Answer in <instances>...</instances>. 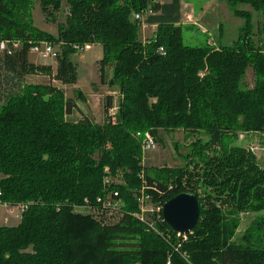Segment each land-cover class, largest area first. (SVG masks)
<instances>
[{
  "label": "trees",
  "instance_id": "1",
  "mask_svg": "<svg viewBox=\"0 0 264 264\" xmlns=\"http://www.w3.org/2000/svg\"><path fill=\"white\" fill-rule=\"evenodd\" d=\"M225 1L244 25L236 41L217 48L185 45L172 24L140 41L134 16L160 9L150 0H0V42L21 44L0 53V205L28 206L19 225L0 227V264H264V219L238 236L242 214L264 212V167L235 145L242 132L264 138V50L254 43L253 15L239 9L264 14V0ZM37 3L52 23L67 5L57 37L35 26ZM43 44L59 48L56 75L28 60ZM86 45L102 46L101 83L120 92L116 116L107 98L104 124L71 121L80 111L75 100L25 82L45 75L76 85L73 56ZM249 68L255 84L244 90ZM161 131L202 136L184 167L143 166L139 134L158 141ZM144 185L162 205L196 196L195 229L179 236L165 222L160 233L142 225L135 214Z\"/></svg>",
  "mask_w": 264,
  "mask_h": 264
},
{
  "label": "rangeland",
  "instance_id": "2",
  "mask_svg": "<svg viewBox=\"0 0 264 264\" xmlns=\"http://www.w3.org/2000/svg\"><path fill=\"white\" fill-rule=\"evenodd\" d=\"M210 1L211 0H196V9L199 10L200 7L202 8V6ZM239 9L250 12L253 15L254 43L256 47H261L264 50V14L255 12L250 6L241 5L239 6ZM67 16L68 7L66 4H64L62 10L57 14V23L48 21L46 15L42 12L39 3H37L33 9V19L35 26L38 29L56 37L58 36V25L64 24L66 22ZM224 19L226 33L222 42L225 45H230L238 39L239 31L244 25V20L235 17L231 9L227 12V17L225 16ZM182 31L183 42L185 45L191 47H201L206 45V38L198 33L199 31L197 28L195 29V31H193L184 27L182 28ZM217 35L214 36L216 42L219 41ZM195 36H199L200 42H193V38ZM54 51L59 52V48L55 47ZM93 53H95L94 56L92 55ZM28 60L31 64H34L36 66L51 67L54 75H56L57 73V58H44L42 55H40V53L30 52L28 55ZM73 60L77 66L78 76L80 75V83L77 82V84L74 86H66L59 81L53 82V77H50V81H48V79H38L34 77L32 78L33 81L29 80V82H34L35 84H48L46 86L53 85L59 89H62L65 92L67 99L75 100L80 111L75 110L73 112L72 116L69 118L71 121H79L87 117L96 124H104V110L107 103V98L109 96H112L114 98V106L117 107L119 104L120 92L118 89H111L109 86L103 85L101 83L100 65L99 62L97 63V48L87 53H80L77 51L73 56ZM106 71L108 77H111V68H107ZM34 76L44 77L45 75ZM254 84V71L252 68H249L243 80L242 87L244 90H249L254 87ZM77 92H81L85 96V100L76 98L75 95ZM157 136L158 141H156V148L152 151H147L146 153L143 152V166H145V168L147 169H150V172H155L156 169H179L184 167L187 164V161L184 159V157L187 155L191 144L202 137L199 135L189 136L186 135L183 131H161ZM207 139L208 138L205 137L204 141L206 142ZM235 145L243 147L250 154L254 155L258 162L264 167V138L260 139V136L254 133L242 132L239 133L236 137ZM177 146L179 147L178 150L176 149ZM252 148L257 150L252 151ZM7 213L8 211L6 209L5 211L0 209V216L8 219L7 224L2 223L0 224V226L6 225L9 227H16L17 225H19L21 221L19 213L18 215H10L9 213ZM114 215L115 217L120 216V214L117 212H114ZM257 219H259V221L261 222L262 219H264V212L260 214H242L238 236L241 237L244 232L250 227L251 223ZM261 248H264V243L262 244Z\"/></svg>",
  "mask_w": 264,
  "mask_h": 264
},
{
  "label": "crops",
  "instance_id": "3",
  "mask_svg": "<svg viewBox=\"0 0 264 264\" xmlns=\"http://www.w3.org/2000/svg\"><path fill=\"white\" fill-rule=\"evenodd\" d=\"M152 4L159 6V11H155L154 15L147 16L144 18L143 24L139 33V40L146 42L152 39L157 32V29L162 24H172L180 26L181 28L186 27L189 30L195 31L198 29V33L206 38V44L210 46L220 48L226 46L222 41L226 33L225 19L227 12L230 10L229 5L225 0H211L199 10L196 9V0H150ZM200 6V5H199ZM218 34V35H217ZM218 36L219 41H215L214 36ZM199 36L193 38V42L199 41ZM200 42V41H199ZM231 45V44H230ZM97 48V63L103 58V48L101 45H94L84 53L92 51ZM96 53V52H95ZM95 53L92 55L94 56ZM48 79L46 76H34L28 75L25 78V82L31 85H48L44 83L29 82L32 78ZM53 82H56L53 80ZM78 82L80 83V75ZM261 139V137H260ZM0 209L4 210L2 207ZM8 214V213H7ZM8 219L0 216V224H7ZM1 225L0 227H3ZM6 226V225H5Z\"/></svg>",
  "mask_w": 264,
  "mask_h": 264
},
{
  "label": "built area",
  "instance_id": "4",
  "mask_svg": "<svg viewBox=\"0 0 264 264\" xmlns=\"http://www.w3.org/2000/svg\"><path fill=\"white\" fill-rule=\"evenodd\" d=\"M155 11L153 10L152 7L147 8L144 10L142 13L137 14L134 16V19L138 22L141 23V26L143 24L144 18L147 16L154 15ZM21 46L20 43H12L10 44L9 42H0V53L4 54L7 53L8 55H11L14 50H17ZM91 46H84L83 48H76L78 52L84 53L85 51L89 50ZM32 53H40L44 58H57V53L54 51V47H52L49 44H43L40 47H35L31 49ZM160 52L162 54L164 53V50L161 49ZM118 111V107L114 106L109 114L110 116H116ZM139 137L142 139V148L143 152L146 153L147 151H152L156 148V140L153 137L151 133H146L144 135L139 134ZM257 149L252 148V151H256ZM143 182L145 183L144 177ZM143 186L142 190L139 193L138 197V202H139V208L138 212L135 214L136 219L144 225L149 231L159 233V225L164 221L163 218V208L164 205L160 203H156L146 192V186ZM116 194L115 196H117ZM112 202H108L106 204V207L113 208ZM120 203L116 204L115 207H119ZM0 207L6 209L10 215H20V218L22 214L28 209L27 205L21 204V205H16V206H10L7 204L0 205ZM114 207V208H115ZM79 211H87L89 210V207L83 208V209H78ZM88 212V211H87ZM179 236H183L178 233Z\"/></svg>",
  "mask_w": 264,
  "mask_h": 264
},
{
  "label": "water",
  "instance_id": "5",
  "mask_svg": "<svg viewBox=\"0 0 264 264\" xmlns=\"http://www.w3.org/2000/svg\"><path fill=\"white\" fill-rule=\"evenodd\" d=\"M165 223L175 232L186 235L191 233L200 218L199 202L196 196L181 194L169 200L163 208Z\"/></svg>",
  "mask_w": 264,
  "mask_h": 264
}]
</instances>
